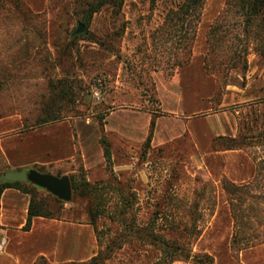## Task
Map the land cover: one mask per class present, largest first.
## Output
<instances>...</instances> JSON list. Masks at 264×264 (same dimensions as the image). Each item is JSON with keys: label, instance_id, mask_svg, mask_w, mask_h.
Listing matches in <instances>:
<instances>
[{"label": "rangeland", "instance_id": "obj_1", "mask_svg": "<svg viewBox=\"0 0 264 264\" xmlns=\"http://www.w3.org/2000/svg\"><path fill=\"white\" fill-rule=\"evenodd\" d=\"M179 1L124 0L116 11L102 7L92 15L89 33L72 38L85 0H42L41 11L26 0H0V120L19 118L23 129L78 120L97 127L100 139L109 144V160L104 157L91 170L83 168L78 148L72 162L49 168L68 172L76 184L86 180L97 185L98 195L72 192L70 201L58 202L45 189L36 191L54 217L74 223L89 224V206L100 205L96 232L91 225L92 256L101 255L100 264H152L157 257L146 237L127 236L120 222L124 203H132L127 220L138 233H158L183 244L195 234L191 254H204L198 241L218 207V187L201 166L200 151L189 136L156 147L147 143L145 125L148 114L161 113L155 73L171 78L193 55L215 80L209 113L237 127L235 137L225 135L234 142L214 137L208 149L235 144L257 162L255 179L239 185L233 199L224 192V206L237 219V246L264 244V37L255 42L243 36L242 18L223 12L226 0H205L188 55L163 25L167 11ZM218 18L228 21L226 32L218 31L219 37L210 40L209 29ZM236 47H246L247 53L233 67L229 59ZM6 167L0 152V175ZM239 251L231 249L235 259Z\"/></svg>", "mask_w": 264, "mask_h": 264}, {"label": "crops", "instance_id": "obj_2", "mask_svg": "<svg viewBox=\"0 0 264 264\" xmlns=\"http://www.w3.org/2000/svg\"><path fill=\"white\" fill-rule=\"evenodd\" d=\"M26 2L35 11L43 9L42 0ZM202 66L203 60L199 68L193 55L191 62L171 78L155 73L154 86L161 113L148 114L145 118L148 133L154 120L150 143L157 147L189 136L200 151L201 166L218 187V207L199 238V251L213 255L215 264H264V244L241 249L237 259L231 254L234 221L224 206L221 180L226 178L237 185L249 183L257 176L258 167L253 156L242 147L208 149L214 137H235L237 127L209 113L211 108L207 103L215 89V80ZM189 77H193L194 82ZM192 83L196 88L190 90ZM22 127L19 118L0 120V152L7 171L33 168L56 176L67 175L68 172L59 173L49 168L72 162L77 148L86 170L104 159L100 132L89 123L63 120L50 126ZM29 202L30 195L14 187H6L0 194V264H34L39 257L55 264L82 261L92 256L91 224L38 215L25 230Z\"/></svg>", "mask_w": 264, "mask_h": 264}, {"label": "trees", "instance_id": "obj_3", "mask_svg": "<svg viewBox=\"0 0 264 264\" xmlns=\"http://www.w3.org/2000/svg\"><path fill=\"white\" fill-rule=\"evenodd\" d=\"M151 4H153L156 0H149ZM205 0H180L176 3V5L173 8H170L164 18L163 25H165L168 34L170 35L171 39L174 41L176 40L181 47L184 49L186 54H190L191 52V46L195 37L196 33V27L200 21V17L202 14L203 6H204ZM124 3V0H85L84 8L82 9L81 23L84 24L85 30L83 33L77 35L75 33H72V38H77L78 36L86 35L88 34L87 26L89 24V21L94 13L99 11L102 7H109L114 9L115 11L120 9ZM230 11H233L234 14H238L242 18V31L243 36L250 38L252 41H261L264 33V0H226L225 1V13H228ZM228 22V21H227ZM226 20H223L220 18L216 19L215 24L210 27L209 29V39L211 40L213 37L216 39V33L218 31L226 32L225 26L228 25ZM224 27V28H222ZM211 37V38H210ZM233 38H236V34L232 36ZM231 39V38H230ZM209 40V41H210ZM264 41V40H263ZM211 53L214 52V43L212 46V42H210ZM261 50H259L260 52ZM247 53V48L243 47L240 49L235 48L233 50V55L230 57L229 61L234 67L236 62H238L243 54ZM262 53V51H261ZM189 56H187V60L184 61L183 64H187L189 59ZM246 64L244 63V67ZM52 119H54L52 117ZM48 120H51V117L45 118L42 120V122H47ZM154 126V120H151L149 133L147 135V143H150L152 130ZM225 139L227 141L234 142V138H230L227 136H219V138ZM101 144H103V150H104V157L106 160H109L110 158V149L109 144L106 143L104 138L100 139ZM238 147L235 144H228L224 149L229 148H235ZM38 171H41L37 169ZM72 192H78L79 195L82 196H88L98 195V186L97 185H91L88 181L84 180L80 184H76V182L70 177ZM222 187L226 194L229 196L230 199H233V195L238 190V187H240L237 184L232 183L231 181L227 180L226 178H223L222 181ZM6 187H14L19 190H21L24 193H28L30 195V202L28 206V213H27V219L26 223L23 226L25 230L29 229L31 225V219L34 216H47V217H53L51 211L47 208V202L43 198H39L36 195V191L38 186L33 185L29 182H19V181H3L0 182V194ZM121 194H123V191H121ZM124 195V194H123ZM123 199L127 200V196H123ZM54 199L58 202H61L56 197ZM232 206V204H231ZM132 207V203H124L123 207L120 210V214L122 216L120 222L122 225L127 229V236H135L139 235L140 238L146 237L150 244L156 247L157 249V257L155 258V261L152 264H172L176 260H192L195 264H214L213 258L204 253V254H191V249L189 247L190 244V238L195 237V234L190 235L187 237V243L183 244L181 243L178 238L174 237H165L158 233L156 234H140L136 230H134L132 224L128 223V211ZM232 209V208H231ZM88 216H89V224H91L94 228V231L96 232V219L100 215V205L99 204H93L90 205L87 210ZM232 218L234 220V224L236 225L237 219L234 214H232ZM238 240L236 232L232 235L230 247L232 250H241L245 247H238ZM104 259V258H103ZM101 255L92 256L89 261L84 262H70V264H100L102 262ZM34 264H48L46 259L43 257H39L37 261ZM55 264H68V263H55Z\"/></svg>", "mask_w": 264, "mask_h": 264}, {"label": "water", "instance_id": "obj_4", "mask_svg": "<svg viewBox=\"0 0 264 264\" xmlns=\"http://www.w3.org/2000/svg\"><path fill=\"white\" fill-rule=\"evenodd\" d=\"M85 30L83 23L79 22L74 33H82ZM19 181L29 182L45 189L59 200L68 202L72 198V187L70 178L67 175L56 176L51 173L40 172L36 169L10 170L0 175V182Z\"/></svg>", "mask_w": 264, "mask_h": 264}, {"label": "built area", "instance_id": "obj_5", "mask_svg": "<svg viewBox=\"0 0 264 264\" xmlns=\"http://www.w3.org/2000/svg\"><path fill=\"white\" fill-rule=\"evenodd\" d=\"M94 95L98 97V95H99V91H98V90L95 91V92H94Z\"/></svg>", "mask_w": 264, "mask_h": 264}]
</instances>
